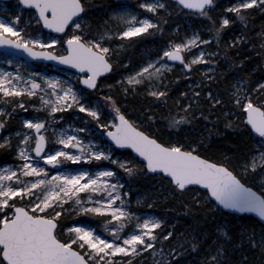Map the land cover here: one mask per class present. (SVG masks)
I'll return each instance as SVG.
<instances>
[{"label":"snow or ice","instance_id":"obj_1","mask_svg":"<svg viewBox=\"0 0 264 264\" xmlns=\"http://www.w3.org/2000/svg\"><path fill=\"white\" fill-rule=\"evenodd\" d=\"M15 7L0 16V264H184L193 253L230 264L229 247L245 241L264 256V76L247 74L240 52L264 58V25L252 28L264 0H136L92 19L88 0ZM181 16L196 18L183 33ZM150 38L155 54L137 61ZM175 69L187 88L174 114ZM129 97L147 103L130 112ZM202 122L209 135L236 132L229 153L207 156L206 137L182 136ZM141 177L147 192L134 191ZM168 201L197 219L254 214L253 224L181 234L166 218L175 208L155 211Z\"/></svg>","mask_w":264,"mask_h":264},{"label":"trees","instance_id":"obj_2","mask_svg":"<svg viewBox=\"0 0 264 264\" xmlns=\"http://www.w3.org/2000/svg\"><path fill=\"white\" fill-rule=\"evenodd\" d=\"M88 4L90 5L88 12L89 16L92 14L93 16L95 12H102L104 9L106 11L109 10L110 6L113 5L112 0H88ZM182 17V16H181ZM184 17H194V16H184ZM175 23L181 24V20H174L173 25ZM264 25V20H261L259 16H257L254 25L252 26L253 31H259L260 27ZM182 26V24H181ZM182 30V27H181ZM157 41L159 37L156 38ZM228 39V37H225ZM152 49H157L156 44L151 42V38L149 41L140 44L137 46L136 51L134 53L135 59L138 61L141 57L139 54L144 53L145 51H149ZM145 50V51H144ZM235 53V50H233ZM243 55H248L249 59L246 62V67L244 71L251 75L253 78H259L260 76H264V58L258 57L252 48L246 47L240 50ZM175 75L172 73L168 74V79L171 81L170 84V96L171 100L169 101L168 107L172 109L173 113L177 112V107L175 105V101L180 98V93L184 92L187 88V81L181 79L177 80L176 76L181 75L180 69H175ZM232 75V73H229ZM137 97H129L128 102L126 103V108L131 112L133 109H139L142 104L146 105L144 101H140ZM183 114V113H180ZM206 137L204 141V148L202 151L205 155L210 157H218L221 153H229L233 148L234 143L239 139L237 134L232 129H225L223 124L219 125L218 130H211V135H209V130L204 128L203 122L199 125H184L182 136L187 138H198L200 135ZM5 157L3 159L5 160ZM152 187V182L149 178L141 177L139 181L136 183L135 188L138 190L148 191ZM160 204L165 203L164 201H160ZM170 207H157L155 211L157 213L169 212L172 208L176 209V212L173 215L166 217L168 220L173 222L176 226L178 233H186L193 232L194 230H203L205 233H214L215 226L217 224H223L232 232L236 233L237 236L239 234L241 225H252L253 218L249 216L243 215L245 218L241 219V216L230 215L225 212H216L208 210L201 211L198 216L199 218H194L190 215H185L182 208L179 207L178 204L168 201ZM151 211V210H149ZM256 231L259 232L260 226L259 224H255ZM209 242H211V236L209 237ZM247 257L248 264H264V256L261 255L259 249L251 248L247 242L243 243V246L240 248H235V246H230L228 249V260L230 264H243V258ZM184 264H199V258L196 254H188L184 257Z\"/></svg>","mask_w":264,"mask_h":264},{"label":"rangeland","instance_id":"obj_3","mask_svg":"<svg viewBox=\"0 0 264 264\" xmlns=\"http://www.w3.org/2000/svg\"><path fill=\"white\" fill-rule=\"evenodd\" d=\"M114 5L116 4H135L136 0H112ZM221 2V5L224 6L227 4V0H220ZM17 4V0H11V1H8V2H0V8H3V7H6L7 9H9L10 11L8 12H4V11H0V16L2 17H6V18H10L12 14H14L15 12L18 11V9H16L15 5ZM106 10L104 9L102 12H96V16L90 14L89 18L92 19V18H96V17H100L104 14ZM24 19L27 20V14L25 13V16H24ZM178 20H181V24H182V30H181V33H183V30H184V26L187 25L189 27L193 26L194 24H196V18L195 17H180ZM157 49H150L148 52L145 51L144 53H141L139 54L140 57H145L147 56L148 54H155ZM32 70H35V71H42V72H46L47 74L49 75H57L59 74L58 70L56 69H53L51 67L45 64H33V68ZM180 72L182 73V70L180 69ZM138 99H141L140 101H144V103L146 104L147 102L142 98V97H137ZM32 110L30 109L29 112H31ZM135 114V113H133ZM26 115L25 113L21 112V116H24ZM5 160L7 161H11V157L9 156H6L5 157ZM138 189L134 188V191H136ZM141 192H146L144 190H141ZM135 202V198L133 199V203ZM161 203V202H159ZM83 220H87L89 218H81Z\"/></svg>","mask_w":264,"mask_h":264},{"label":"water","instance_id":"obj_4","mask_svg":"<svg viewBox=\"0 0 264 264\" xmlns=\"http://www.w3.org/2000/svg\"><path fill=\"white\" fill-rule=\"evenodd\" d=\"M8 1H11V0H0V2H8ZM32 63L33 64H45V65L50 64V62H39V61H33ZM221 211L232 215L230 210H221ZM241 215L249 216L252 218L254 217V214H239V213L235 214V216H241Z\"/></svg>","mask_w":264,"mask_h":264},{"label":"bare ground","instance_id":"obj_5","mask_svg":"<svg viewBox=\"0 0 264 264\" xmlns=\"http://www.w3.org/2000/svg\"><path fill=\"white\" fill-rule=\"evenodd\" d=\"M69 167H71L72 165H71V163L69 162V165H68Z\"/></svg>","mask_w":264,"mask_h":264},{"label":"flooded vegetation","instance_id":"obj_6","mask_svg":"<svg viewBox=\"0 0 264 264\" xmlns=\"http://www.w3.org/2000/svg\"><path fill=\"white\" fill-rule=\"evenodd\" d=\"M113 5H114V3H113ZM105 10H106V9H105ZM94 14H96V12H95Z\"/></svg>","mask_w":264,"mask_h":264}]
</instances>
